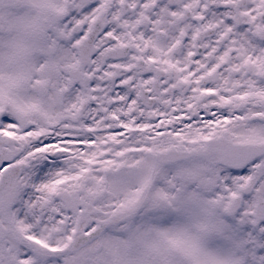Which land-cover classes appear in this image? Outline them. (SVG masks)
<instances>
[{
	"label": "snow or ice",
	"instance_id": "obj_1",
	"mask_svg": "<svg viewBox=\"0 0 264 264\" xmlns=\"http://www.w3.org/2000/svg\"><path fill=\"white\" fill-rule=\"evenodd\" d=\"M0 264H264V0H0Z\"/></svg>",
	"mask_w": 264,
	"mask_h": 264
}]
</instances>
